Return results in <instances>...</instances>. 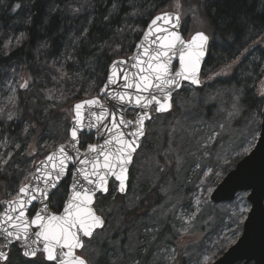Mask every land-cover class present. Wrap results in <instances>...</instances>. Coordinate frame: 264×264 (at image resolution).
<instances>
[{
	"label": "rangeland",
	"instance_id": "rangeland-1",
	"mask_svg": "<svg viewBox=\"0 0 264 264\" xmlns=\"http://www.w3.org/2000/svg\"><path fill=\"white\" fill-rule=\"evenodd\" d=\"M178 2L182 5L179 9ZM91 9L92 0H72L66 8L67 14L75 19L89 18ZM177 11L181 13L180 32L186 41L197 32H205L209 36L208 46L216 44L218 40L210 36L196 0H170L166 12L175 14ZM143 13L134 9L129 21L135 23ZM74 30L72 28V34L67 37L60 59L32 63L19 76L16 86L9 90L8 101L21 88L20 100L36 111L40 128H43L41 134L32 135L26 144L23 151L26 157L44 152L43 141L51 143L61 136L66 138L65 142L68 140L72 107L78 103L71 100L100 80L98 69L87 64L74 62L72 71L64 70L77 46ZM126 35L127 31L120 33L119 40ZM254 45L264 50V38ZM247 54L249 51L230 65L202 71L197 89L184 84L180 90L182 94L173 96L169 113L158 115L151 111L145 137L129 169L126 193L119 195L117 185L111 181L112 188L121 197L116 205L119 213L113 217L108 214L104 232L99 235L96 232L88 240L90 243L84 240V247L78 253L87 264L99 263L101 253L107 257L106 264H139L136 262L144 259L154 243H157L159 264H208L209 250L219 241L225 242L235 231L239 221L232 222L233 218L242 214L245 219L249 210L247 193L237 194L232 206L220 207L208 202L212 190L206 181L218 165L223 163L231 167L239 152L248 154L259 135L258 120L241 106V92L235 88L223 92L219 89V84L230 78ZM35 71L60 75L65 88L74 97H63L55 92L42 96L41 79ZM257 86L259 91L264 88V80ZM258 90V97H262ZM135 114L129 111L126 117L133 121ZM95 143L93 139L85 145ZM10 147L17 148V145L0 137V154ZM97 197L94 209L105 220L104 212H98ZM53 203H57V198ZM4 264H8V260Z\"/></svg>",
	"mask_w": 264,
	"mask_h": 264
},
{
	"label": "trees",
	"instance_id": "trees-1",
	"mask_svg": "<svg viewBox=\"0 0 264 264\" xmlns=\"http://www.w3.org/2000/svg\"><path fill=\"white\" fill-rule=\"evenodd\" d=\"M71 1L0 0V35L3 36L0 40V137L17 145V148L10 147L0 154V201L13 200L20 187L31 177L35 164L66 140L61 136L60 139H52L51 143L43 141L44 152L41 151L40 154L32 157L23 155L31 136L41 134L43 131L39 125L38 115L35 114L36 111L20 100L18 94L21 88L16 90L17 93H14L8 101L10 88L16 86L24 70L32 63H41L46 59L54 62L60 59L65 50L67 37L72 34V28H74L73 36L77 38V46L64 70L72 71L74 62L87 64L98 69L97 76L100 80L95 83L96 86L77 95L71 101L73 103L92 99L104 84L110 64L117 59L128 58L132 54L150 20L158 14L166 13L170 3V0H92L90 17L75 19L68 15L66 10ZM196 1L198 9L207 21L210 36L218 40L216 44L208 46L201 72L216 66L230 65L245 51H249L230 78L219 84V89L223 92L228 88H235L241 92V106L248 114L255 117L254 120H258V129L264 98L262 89L259 91L257 85L264 80V50L254 44L257 40L264 38V0ZM16 3H20L21 7L13 12ZM113 4L116 5L115 10H113ZM134 9L144 12V16L132 24L129 17ZM29 18H31L30 23ZM222 18H226V25L221 22ZM125 31L127 35L123 40H119V34ZM21 32L25 33L26 39H23L19 45L13 40L9 48L4 47L10 36L19 38ZM35 72L41 79L42 96L55 92L63 97H74L72 92L65 88L60 75L52 76L46 71ZM256 90L262 97H258ZM181 91L175 95H181ZM19 114L24 117L20 118L22 115L19 117ZM88 140L93 141L92 136L82 135L80 146L85 147ZM246 155L247 152H239L233 158L231 167H226L223 163L218 165L206 181L209 189L213 190ZM68 184L69 177L61 183L56 195L51 197L52 202L49 207L53 212L60 211L67 195ZM107 194L97 197L98 212L105 214L104 227L97 232L98 235L107 227L108 214L113 217L119 213L116 205L121 197L112 188L111 183ZM55 198L58 204L53 203ZM233 204L224 203L219 206L229 207ZM132 216L133 214L129 218L131 219ZM236 219L239 222L235 225V231L229 234L225 242L219 241V244L207 253L208 264L222 256L239 238L244 215L239 214V217H234L232 222ZM156 254L157 243H154L149 247V252L144 259L136 263L159 264ZM106 258V255L101 253V259L97 264H106ZM22 261L20 251L13 246L9 252L8 264H21Z\"/></svg>",
	"mask_w": 264,
	"mask_h": 264
},
{
	"label": "snow or ice",
	"instance_id": "snow-or-ice-1",
	"mask_svg": "<svg viewBox=\"0 0 264 264\" xmlns=\"http://www.w3.org/2000/svg\"><path fill=\"white\" fill-rule=\"evenodd\" d=\"M21 7L20 3H16L13 7V12ZM182 5L178 2L177 8ZM116 5L113 4V10ZM108 19V17H105ZM162 21L167 27L157 26L154 29L153 25H158ZM181 21V13L177 11L175 14L164 13L155 17L151 21L149 31L145 33L144 41L137 45L142 49V52L136 57L135 63L132 65L136 68L137 73L133 74V79L129 82V73L124 69H117V63L112 65L113 72L108 78V84L117 83L119 79L124 80V87L133 89L140 93H148L147 96L137 95L135 103L137 106L147 108L152 103L158 105L157 112H165L170 108L169 100L171 93L168 91L172 88L180 87V81L186 80L193 85L199 84L198 73L200 63L206 52L209 36L205 32H197L192 36L191 40L186 41L179 33V25ZM28 22H31L29 18ZM222 23L227 24L226 18H222ZM152 37L151 40L149 38ZM25 33L21 32L19 38L9 37L5 42L4 47L9 48L13 40L19 45L23 39H26ZM145 41L148 45L145 46ZM141 57H146L142 59ZM178 58L179 70L172 72V60ZM125 61H120L119 64H124ZM123 73L121 76L120 74ZM116 77V79H114ZM107 88V85L105 86ZM156 90L163 93V98H158L153 91ZM114 98H118L121 102L128 99L132 102L130 93H116ZM142 101L144 102L142 104ZM89 106H94L98 103L96 100L86 102ZM81 104L75 106L77 112V125L81 124ZM100 125H103L107 116L106 109L101 107L99 114L93 113ZM148 118L147 113L140 115L137 123V128L133 135L136 137L131 141L123 139L125 133L117 131L128 123L123 119L116 121L115 116L112 117V127L107 131L111 133V139L106 141V144L116 143L119 145L115 151H105L103 148L98 149L94 145L88 146V151L98 153L103 157L101 164L99 159L87 160L81 159V164H91V172L86 168H79L76 173L83 175L84 181L91 187L77 186L75 183L77 176L73 174L74 183L72 185L73 194L69 197L63 208V214L55 215L48 214V204L51 203V197L56 195L53 189L57 188L60 178L65 174L67 161L70 156L68 151L62 146L58 153H54L47 157L51 163V171L45 172L43 180V188L30 187L29 185L21 186L17 199L9 202V211L16 212L17 215H10L8 212L4 214L0 220V239H3V247L7 248L13 242H19L21 255L24 257L21 264H45V262H55V264H87V261L76 255V249L84 247L82 237L92 239L97 228H102L104 221L96 215L91 205L93 204L96 192L106 193L108 191L107 174L115 176L119 181L120 191L125 189V173L127 165L132 160V153L136 150L137 140L143 135L144 119ZM72 140L78 143L77 130H72ZM76 143L69 147L76 148ZM99 169H104L102 173ZM39 171V169L37 170ZM55 177V179H53ZM36 179H39L38 177ZM39 196L42 203L33 218L26 219V206L31 205ZM47 201L48 203H43ZM35 226L37 231L30 232V228ZM11 229V230H10ZM60 250V251H58ZM8 254L0 250V261H7Z\"/></svg>",
	"mask_w": 264,
	"mask_h": 264
},
{
	"label": "water",
	"instance_id": "water-1",
	"mask_svg": "<svg viewBox=\"0 0 264 264\" xmlns=\"http://www.w3.org/2000/svg\"><path fill=\"white\" fill-rule=\"evenodd\" d=\"M166 13H170V12H166ZM162 14L164 13L156 15L150 20L144 33L141 35L139 41L135 45L130 57H128L125 60L117 59L110 64L108 68L107 77L99 91L98 98L84 100V101L78 102L73 105L72 118L70 120V128L68 132V140L60 144L59 146H57L45 158H43L42 160L38 161L35 164L33 173L26 183L27 185H29L30 187H38V188L44 187V184L41 182L43 180L44 173L51 171V163L47 160V157L50 155H53L54 153H58V150L63 146L68 151L70 158L66 162L67 168H66L65 174L60 178L57 184V188L53 189V191H56L60 187L61 183L67 177H69L70 183H69L68 190H67V197L65 200V203H66L69 197L73 194V189H72V185L74 183L73 174L76 173V170L79 168H86L88 169L89 172H91V168H92L91 164H81L79 161L81 159H87V160L99 159L100 163L101 164L103 163V157L99 156L98 153L89 152L88 146H86L85 149H82V147L80 146V137L82 135H86V136L91 135L94 141L96 142L94 146H96L98 149L103 148L105 151H109V150L115 151V149L119 147L118 144L116 143L106 144V141L111 139V133H109L107 129L112 127V117L115 116L117 122H119L121 119H123L126 122H131V123H128L126 127L121 125V127L117 129V131H123L125 133L123 139L127 141H131L136 138L133 135V133H135L136 128L138 126L136 122L139 120L140 115L146 112L148 118L144 119L143 135L139 136L137 140L136 150L131 154L132 160L127 165V172L125 173L126 180H125L124 191L123 192L120 191L119 181L115 178V176L111 174H107L106 176L107 189H108L109 183L112 181L117 185V192L119 195H124L126 193L129 169L132 165L133 157L135 153L138 151L141 141L145 137V128H146V124L151 119V111L154 110L155 113L158 115H164V114L169 113L172 108L173 96L181 90L184 84L191 85L192 87L196 89L199 88L200 86V83L198 85H193L189 81L181 80L180 87L172 88L168 90L171 93V99L169 100V103L171 106L169 110L165 112H157L156 108L158 107V105H156L155 103H152L147 108H144L142 106H137L135 103V97L137 95L147 96L148 93L137 92L135 88L133 89L125 88L123 86L124 80L122 78L119 79L117 83H114L111 85L108 84V78L113 72L112 65L114 64V62L117 63V69H124L125 71L129 73V82H131V80L133 79V74L137 73L138 71L136 68H133L132 65L135 63L136 57L142 52V49L138 48L137 45L141 44V42L144 41L145 33L149 31V26L151 25V21L155 17L160 16ZM180 24H181V21H180ZM157 26L167 27V25H164L162 21H159L158 25H153L152 28L154 29ZM179 33L184 39L183 35L180 32V25H179ZM192 36L189 38V40H191ZM151 39L152 37L149 38V40ZM147 45H148V41H145V46ZM207 48H208V45L206 46L205 55L202 58L201 63H200V70L198 73L199 79H200L202 67L206 59ZM141 58L146 59V57H141ZM120 61H125L126 63L119 64ZM171 63H172V72L174 74L175 71L179 70L178 58H174ZM120 75L122 76L123 73H121ZM114 79H116V77H114ZM106 85H107V88H105ZM151 91H153L154 94L158 96V98H161V99L163 98V95H164L163 93H160L156 90H151ZM116 93H130L132 96V102L129 103L127 98H125V100L121 102L118 98H114ZM89 100H96L98 101V103L94 106H89L86 103ZM143 103L144 102L142 101V104ZM77 104H81L83 106L80 110L82 127L78 126L76 123L77 122V112H76L75 106ZM102 106L104 109H106L107 116L104 120L103 125H100L98 121L96 120V117L93 115V113L99 114ZM129 111L136 112L133 121L128 120L126 117V114ZM74 128H76L77 130L78 143L72 140L71 133ZM73 143H76V148H78L79 151H77L75 148L69 147ZM38 169L39 171H37ZM99 171L103 173L105 170L99 169ZM76 176H77V179L75 183L77 184V186L91 187L87 185L86 181H84L83 175L76 173ZM37 177L39 179H36ZM53 179H55V177H53ZM107 192L106 193L96 192L94 196L93 204L91 205V207L96 215L98 214L96 213L94 209L95 199L98 195L105 196ZM239 193H247L246 201L249 204L248 213L242 223L241 234L239 238L236 240V242L232 246H230L222 254V256H220L217 260H215L211 264H264V107L261 113L259 135H258V138L256 140L254 147L246 156H244L240 161H238L237 164L234 166V168L231 169L222 178V180L216 185V187L212 190L208 198V202L214 205L231 203L235 199L236 195ZM18 194H19V190H18L16 197L11 201L16 200ZM11 201L3 200L0 202V220L3 219L4 214L6 212H8L10 215H13V216L18 214L16 212L9 211V202ZM43 203H48V202L44 201ZM42 206L43 205L38 196L37 200L33 201L31 205L26 206L27 215L25 218L30 220L29 214L32 211V209L35 208L36 209L35 213H36V211ZM35 213L31 218L35 216ZM48 214H54L50 211L49 204H48ZM60 214H63V209L61 210L59 214L55 213V215H60ZM103 227H104V224H103ZM103 227L97 228L94 234L98 231H101ZM35 231H37L35 226L30 228V232L34 233ZM82 239L86 241L90 240L87 237H82ZM3 245H4L3 239H0V250L5 251L7 254L10 248L14 245H16L18 249L21 251L19 242H13L7 248L3 247ZM81 250L82 249H76V255H78V253H80ZM5 262L6 261H0V264H4ZM46 263L55 264V262H46Z\"/></svg>",
	"mask_w": 264,
	"mask_h": 264
},
{
	"label": "flooded vegetation",
	"instance_id": "flooded-vegetation-1",
	"mask_svg": "<svg viewBox=\"0 0 264 264\" xmlns=\"http://www.w3.org/2000/svg\"><path fill=\"white\" fill-rule=\"evenodd\" d=\"M261 89H262L263 98H264V88H261ZM69 180H70V179H69ZM69 183H70V182H69ZM110 183H111V182H110ZM68 186H69V184H68ZM58 189H59V188H58ZM58 189H57V190H58ZM57 190H56V191H57ZM67 190H68V188H67ZM56 191H55V192H56ZM126 191H127V190H126ZM66 197H67V195H66ZM65 200H66V198H65ZM65 200H64V202L62 203V206H63V207H64ZM49 205H50V203H49ZM62 206H61V209H60L59 212H54V213L59 214V213L61 212V210L63 209ZM49 209H50V207H49ZM35 210H36V209L34 208V209H32V211L30 212V214H29V218H30V219H31V217L34 215ZM50 211L53 212L51 209H50ZM14 246H16V245H14ZM12 247H13V246H12ZM12 247H11V248H12ZM11 248H10V249H11Z\"/></svg>",
	"mask_w": 264,
	"mask_h": 264
},
{
	"label": "bare ground",
	"instance_id": "bare-ground-1",
	"mask_svg": "<svg viewBox=\"0 0 264 264\" xmlns=\"http://www.w3.org/2000/svg\"><path fill=\"white\" fill-rule=\"evenodd\" d=\"M108 195V194H107Z\"/></svg>",
	"mask_w": 264,
	"mask_h": 264
}]
</instances>
